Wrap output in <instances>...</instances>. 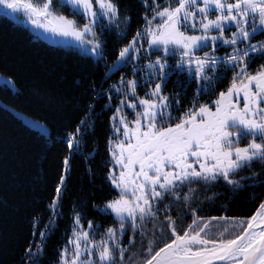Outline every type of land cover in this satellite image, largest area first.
I'll use <instances>...</instances> for the list:
<instances>
[{"label":"snow or ice","instance_id":"snow-or-ice-1","mask_svg":"<svg viewBox=\"0 0 264 264\" xmlns=\"http://www.w3.org/2000/svg\"><path fill=\"white\" fill-rule=\"evenodd\" d=\"M67 3L87 14L83 25L63 15H54L53 0H0L6 9L27 13L38 28L73 36L90 45L91 51L102 58L95 28L98 20L106 18L114 23L119 19L117 4L113 0H96L98 7L94 10L93 0H67ZM142 3L145 29L118 50L112 65L115 68L131 63L133 67L132 79L121 76L119 84L111 86L115 93L124 96L119 101L121 107L115 109L116 115L111 118L123 125L116 131L122 132L127 141L116 143L119 153L112 151L115 163L122 170L118 175L111 172L109 179L120 194L103 207L94 205L101 213L113 215L115 226L108 227L100 234L101 239L96 240L95 235H90L93 221H87L85 230L80 214L76 213L58 264H264V202L247 220L205 219L197 216L189 203L199 199L200 193L194 185L207 188L223 180L233 190H239L244 187L245 178L236 177L242 170L251 171L253 163L264 166V64L254 74L249 71L257 56L264 57V41L253 42L258 34H264V0H173L171 3L166 0L163 5L157 0L151 3L142 0ZM41 19L47 23H41ZM53 21L57 22L56 27L51 26ZM145 35L150 37L149 48L160 50L162 46L166 55L172 54L169 45L178 46L179 62L169 66L167 59L160 57L142 67L135 64L140 52L138 45L142 47L140 37ZM218 42L230 47L224 57L214 54ZM198 52L203 54L197 55ZM218 66L234 72L230 86L219 93L212 106L201 105L197 100L182 117L174 118L172 109L179 106L180 100L179 94L170 99L162 89L168 72L187 70L198 82L196 95H201L213 92L219 80ZM145 69L150 70V75L141 79L149 80L154 87L139 97L137 87L141 79L135 73ZM178 86L184 87L179 83ZM105 95L111 100L110 92ZM129 95L134 99L129 100ZM124 107L133 110L134 118L130 122L126 114L121 115ZM93 109L94 105H89L75 132L68 134L69 149L81 144L77 137L83 136L82 129L87 131V117ZM129 123L134 127H129ZM241 140L247 143L240 146ZM64 165L66 171L67 159ZM252 176L258 174L253 172ZM63 185L62 176L48 205L51 216L39 232L40 241L35 248L30 246L26 250L32 264H39L43 240L52 230L53 218L59 217ZM184 188L188 191L181 195ZM165 196L169 201L164 200ZM181 201L184 215L192 216L191 223L184 227L182 219L178 223L168 214ZM225 220L230 223H219ZM33 224L39 227L38 220L34 219ZM126 233H131L128 246L121 243ZM137 238L139 248L133 251Z\"/></svg>","mask_w":264,"mask_h":264},{"label":"trees","instance_id":"trees-1","mask_svg":"<svg viewBox=\"0 0 264 264\" xmlns=\"http://www.w3.org/2000/svg\"><path fill=\"white\" fill-rule=\"evenodd\" d=\"M113 2L120 10L119 21L105 25L104 31L98 32L103 46V56L98 60L91 55L59 47L46 35L37 37L32 29L0 11V78L12 83L0 81V264H32L31 255L26 250L30 246L35 248L40 241L39 232L51 216L48 205L56 195L62 176L64 185L59 217L53 218L52 230L43 240L39 264H58L60 250L71 235L76 213L80 214L85 230L88 229L87 221H93L94 229L90 235H95L96 240L101 239L100 234L108 227L115 226L114 216L101 213L94 205L103 207L120 194L109 179L111 172L118 175L121 170L112 151L116 143L122 141V133L116 131L120 122L111 118L116 115L115 109L121 107L119 101L124 96L115 93L111 86L118 85L121 76L132 79L133 67L131 63L115 68L112 65L118 50L127 46L137 32H143L146 22L142 0ZM157 2L163 5L166 0ZM60 8L72 16L67 6ZM232 30L235 31L234 28ZM140 41L142 47L138 45L140 52L135 64L142 67L149 60L163 57L164 52L149 48L150 37L142 36ZM257 41H264V34H258L253 42ZM228 51L230 48L217 50L214 54L224 57ZM178 62L168 61V65L175 66ZM261 64H264V57L257 56L249 65V71L254 74ZM109 68H112L111 72ZM145 72L146 69L139 71L136 78H143ZM216 75L219 80L213 92L196 95L198 82L187 70L169 71L162 89L170 99L179 94L180 100L179 106L173 107L172 116L182 117L197 100L201 105L212 106L219 93L230 86L234 72L221 66ZM178 83L184 87H179ZM152 87L153 83L141 79L137 87L138 96L144 97ZM106 92L111 93V100ZM128 98L134 99L131 95ZM89 105H94L87 117L89 127L87 131L82 129V137H77L81 144L69 149L67 136L75 132ZM126 111L127 107H124L121 115ZM129 118L132 120L134 116ZM26 120L39 124L46 132L31 127ZM246 143L241 140L240 146ZM65 159L68 160L66 171ZM253 172L258 176L253 178ZM241 177L245 178L244 187L239 190H233L223 180L207 188L194 185L200 193L199 199L189 203L196 209V215L205 219L251 218L258 205L264 202V166L253 163L251 171L244 169L236 178ZM187 191L184 188L181 195ZM164 200L169 201V198L165 196ZM168 214L178 223L182 219V227L192 221L191 215H184L183 201L178 202ZM34 219L39 221V227H34ZM160 219H163L162 213ZM219 223L223 225L230 220ZM130 235L126 233L123 236L122 245L128 246ZM137 248L139 238L132 250Z\"/></svg>","mask_w":264,"mask_h":264},{"label":"rangeland","instance_id":"rangeland-1","mask_svg":"<svg viewBox=\"0 0 264 264\" xmlns=\"http://www.w3.org/2000/svg\"><path fill=\"white\" fill-rule=\"evenodd\" d=\"M171 2H173V0ZM171 2H169V3H171ZM55 4L58 5V6H56ZM53 5H54V9H55L54 13H53L54 15H63L66 19H70V20L76 21L78 25H83L87 21V14L82 13V10L78 11L76 7H74L73 5L67 3V0H53ZM61 6L62 7L63 6H67L68 10L71 12L72 16L69 17L66 14V12H64L62 10V8H60ZM97 7L98 6L96 4V0H93V9L95 10ZM0 11H1V13L12 17L18 23L23 24V25L29 27L30 29H32L36 33L37 37H42V36L46 35V36H48L51 39V41L55 45H57L59 47L75 50V51H78V52H80L82 54L91 55L96 60L101 58L100 56L94 54L91 51V46L90 45L82 44L80 41H78L73 36H62L58 32H50V31H47L45 28H38L36 25L31 23V20L28 18V14L27 13H24V12H13L11 9H6L2 5H0ZM118 21L119 20L116 19L114 23H109L106 18L102 19V20H98L97 26L95 28V31H96V34H97V37H98V40H99L100 43H101V41L99 39L98 32L101 33L102 31H104L105 25L110 26V25L116 24ZM41 23H45L46 24L47 21L41 19ZM51 26L52 27H56L57 26V22L53 21ZM98 29H99V31H98ZM191 32H192V30H189V34H191ZM227 34H228V30L226 29L225 30V36ZM169 48L171 49L172 54L166 55V54L163 53V50H161V49L157 50V51H160L161 53H163V57L165 59H167V61H175V62L179 61L180 49L178 48V46L169 45ZM228 48H230V47L226 46V45L219 44V42H218L215 51H217V50L219 51L221 49H228ZM102 49H103V46H102V43H101V49H100L101 52H102ZM202 54H203L202 52H198L197 53V55H202ZM120 66L121 65H119V67ZM124 66H128V65H124ZM219 68H221V66L217 67L216 73L219 71ZM138 72L139 71L137 70L135 75ZM149 72H150V70L146 69V72L144 73V77L146 75H149ZM145 80L146 79H144V81ZM0 81H2L3 83H6V84L12 85V83L9 80H7V79L0 78ZM147 81H149V80H147ZM143 87H144V85H143ZM240 104H241V107H242L243 106V100L242 99L240 101ZM125 114H126L127 118H129L130 115H133V110L130 109V108H127V111H126ZM26 121L28 122L29 125H31V127L36 128L37 130H39L41 132H44V133L46 132V130L42 126H40L39 124H36V123H34L32 121H29V120H26ZM117 121H119V120L117 119ZM128 121L130 122L131 118H129ZM129 127H134V125H132L130 123ZM119 128L122 129L123 125L120 124ZM119 133H122V132H119ZM121 136H122V140H125V137L122 134H121ZM125 143H127L126 140H125ZM114 150L117 153H119V149L115 148ZM116 165H117V167L119 169L120 165H118V164H116ZM118 191H119V189H118ZM129 196H130V194H129Z\"/></svg>","mask_w":264,"mask_h":264}]
</instances>
